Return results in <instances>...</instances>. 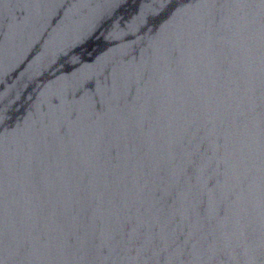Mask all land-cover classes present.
<instances>
[{"label":"water","instance_id":"water-1","mask_svg":"<svg viewBox=\"0 0 264 264\" xmlns=\"http://www.w3.org/2000/svg\"><path fill=\"white\" fill-rule=\"evenodd\" d=\"M0 264H264V0H0Z\"/></svg>","mask_w":264,"mask_h":264}]
</instances>
